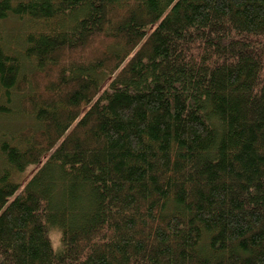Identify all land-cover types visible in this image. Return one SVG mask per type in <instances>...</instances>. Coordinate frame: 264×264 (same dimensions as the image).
<instances>
[{"label":"trees","instance_id":"trees-1","mask_svg":"<svg viewBox=\"0 0 264 264\" xmlns=\"http://www.w3.org/2000/svg\"><path fill=\"white\" fill-rule=\"evenodd\" d=\"M16 117L0 264H264V0H0Z\"/></svg>","mask_w":264,"mask_h":264},{"label":"rangeland","instance_id":"rangeland-1","mask_svg":"<svg viewBox=\"0 0 264 264\" xmlns=\"http://www.w3.org/2000/svg\"><path fill=\"white\" fill-rule=\"evenodd\" d=\"M11 28H13V26H11V23H8L7 27L4 26V29H5L4 32L6 33V35H9L12 32L16 31L15 30L16 28H13V30H11ZM31 123L32 122L29 118H23V117H16L12 119L0 118V134L1 133L10 134L12 132H17V130ZM29 174H30V170H27L23 174L18 175L16 177L17 181H20V182L25 181L28 178ZM49 236H50L52 247L54 249L57 248L59 245V232L58 233L54 232L52 234H49Z\"/></svg>","mask_w":264,"mask_h":264}]
</instances>
